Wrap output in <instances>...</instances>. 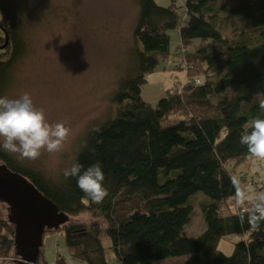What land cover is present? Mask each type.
Listing matches in <instances>:
<instances>
[{"label":"trees","instance_id":"obj_1","mask_svg":"<svg viewBox=\"0 0 264 264\" xmlns=\"http://www.w3.org/2000/svg\"><path fill=\"white\" fill-rule=\"evenodd\" d=\"M135 1L136 72L111 98L114 117L87 132L74 160L83 169L100 163L109 192L105 200L95 204L75 178L63 176L57 182L2 149L0 161L26 177L60 212L69 217L87 213L106 222L104 234L120 264L183 256L189 257L183 264H264V222L252 230L246 219L239 222L241 210L227 206L235 191L231 177L244 185L253 181L236 171L251 159L240 137L250 131L245 125L264 98V0H185L184 15L174 0L167 7L154 0ZM19 5L0 0V47L7 40L0 49V97L5 96L4 80L27 52ZM231 19L242 30L227 36ZM174 30L179 43L172 52ZM172 55L177 57L173 67L185 73L184 85L167 91L152 107L140 97L145 75ZM182 60L191 66L188 70L178 66ZM199 193L208 201L201 197L197 203L193 197ZM196 206L205 228L190 239L185 226ZM59 230L75 256L88 264H107L98 223L68 222ZM232 235L239 237L233 252H217L219 241ZM12 238V226L0 219V264L12 256ZM54 264L66 263L58 256Z\"/></svg>","mask_w":264,"mask_h":264},{"label":"rangeland","instance_id":"obj_2","mask_svg":"<svg viewBox=\"0 0 264 264\" xmlns=\"http://www.w3.org/2000/svg\"><path fill=\"white\" fill-rule=\"evenodd\" d=\"M16 1L23 14L21 21L27 35V52L18 67L4 80L5 96L2 97L16 99L28 93L35 107L43 109L49 123L64 122L70 129L60 152H42L34 161L24 159L39 172L57 181L84 148L87 132L114 117L115 106L111 98L119 90L122 81L136 72L137 54L132 34L139 6L135 0ZM171 1L154 0L161 7L169 6ZM174 2L183 14L185 0ZM240 30V22L231 19L225 33L232 36ZM170 34V50L174 52L179 43L178 30ZM137 49H140L138 44ZM176 58L169 56L159 63L154 72L145 75L146 83L141 88L140 97L152 107L167 91L181 89L184 85L181 86L185 73L173 67ZM237 172L245 173L243 179L246 182L253 180L248 183L253 190L263 191L264 162L247 160L237 167ZM201 197L203 202L208 201L200 193L193 198L199 203ZM233 204L234 201H229L227 206L235 209ZM227 206H224L223 212H226ZM0 219L7 220V206L3 203H0ZM69 219V223H98L102 229L99 236L105 248L107 264H120L109 249L110 241L104 234L106 222L102 219L93 220L87 213L70 216ZM204 228L201 208L196 206L189 224L185 226V234L195 239ZM238 241L236 235L221 239L217 252L230 255ZM58 256L66 264L90 263L87 259L75 256L65 243L64 230L45 232L39 263L54 264ZM188 258L171 257L154 264H183ZM4 264H17L13 253Z\"/></svg>","mask_w":264,"mask_h":264},{"label":"clouds","instance_id":"obj_3","mask_svg":"<svg viewBox=\"0 0 264 264\" xmlns=\"http://www.w3.org/2000/svg\"><path fill=\"white\" fill-rule=\"evenodd\" d=\"M257 113L245 125L240 144L246 146L247 155L253 163L264 162V98L257 101ZM70 129L64 122L49 123L43 109L35 107L30 94L24 93L16 99L0 97V149L28 160L38 159L42 152L55 154L61 151L69 137ZM74 162L65 168L63 175L75 178L77 187L95 204H101L109 195L104 186L105 175L99 162L83 169ZM234 194L229 197L241 210V224L247 220L252 230L259 229L264 222V191H255L231 177Z\"/></svg>","mask_w":264,"mask_h":264},{"label":"water","instance_id":"obj_4","mask_svg":"<svg viewBox=\"0 0 264 264\" xmlns=\"http://www.w3.org/2000/svg\"><path fill=\"white\" fill-rule=\"evenodd\" d=\"M6 45L5 39L0 49ZM0 203L7 206V221L13 228V255L17 264H37L44 233L57 231L70 220L26 177L4 164H0Z\"/></svg>","mask_w":264,"mask_h":264},{"label":"built area","instance_id":"obj_5","mask_svg":"<svg viewBox=\"0 0 264 264\" xmlns=\"http://www.w3.org/2000/svg\"><path fill=\"white\" fill-rule=\"evenodd\" d=\"M178 66H180V67H182V68H187V70H188V68L191 67L190 65H188V63H187V65H186V63H185L184 60L180 61V62L178 63ZM194 82H195V83H198L199 81H198V79H195Z\"/></svg>","mask_w":264,"mask_h":264},{"label":"flooded vegetation","instance_id":"obj_6","mask_svg":"<svg viewBox=\"0 0 264 264\" xmlns=\"http://www.w3.org/2000/svg\"><path fill=\"white\" fill-rule=\"evenodd\" d=\"M0 162H1V161H0ZM1 163H2V162H1ZM1 163H0V164H1ZM2 164H4V163H2Z\"/></svg>","mask_w":264,"mask_h":264},{"label":"bare ground","instance_id":"obj_7","mask_svg":"<svg viewBox=\"0 0 264 264\" xmlns=\"http://www.w3.org/2000/svg\"><path fill=\"white\" fill-rule=\"evenodd\" d=\"M42 249V248H41ZM40 252H41V250H40ZM40 255V254H39Z\"/></svg>","mask_w":264,"mask_h":264}]
</instances>
